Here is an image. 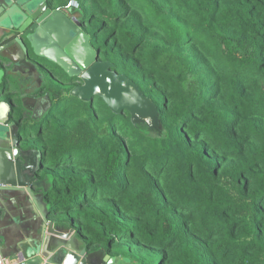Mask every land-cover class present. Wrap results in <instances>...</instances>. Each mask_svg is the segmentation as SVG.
<instances>
[{
	"label": "trees",
	"instance_id": "trees-1",
	"mask_svg": "<svg viewBox=\"0 0 264 264\" xmlns=\"http://www.w3.org/2000/svg\"><path fill=\"white\" fill-rule=\"evenodd\" d=\"M74 1L70 18L153 101L161 135L71 97L52 67V110L28 144L53 219L128 264H264V0Z\"/></svg>",
	"mask_w": 264,
	"mask_h": 264
},
{
	"label": "water",
	"instance_id": "water-1",
	"mask_svg": "<svg viewBox=\"0 0 264 264\" xmlns=\"http://www.w3.org/2000/svg\"><path fill=\"white\" fill-rule=\"evenodd\" d=\"M46 62L70 83L80 80L71 97H98L114 114L127 111L133 124L161 135L153 101L98 60L90 37L55 9V0H14L0 16V257L18 259L10 264H128L102 247L88 252L73 223L53 219L45 201L42 153L28 143L32 126L52 110L46 74L54 78Z\"/></svg>",
	"mask_w": 264,
	"mask_h": 264
},
{
	"label": "rangeland",
	"instance_id": "rangeland-1",
	"mask_svg": "<svg viewBox=\"0 0 264 264\" xmlns=\"http://www.w3.org/2000/svg\"><path fill=\"white\" fill-rule=\"evenodd\" d=\"M87 11H88V7H87V9L83 10L82 12H80V13H82V14H81V19H83V17L85 16V14H86ZM46 64L50 66V69H52V67H53L54 71H57V73L60 74V79L62 78V80H64V81H68V82H69L68 77H66L65 75H63V73H62L61 71H59L57 68H55V65H52L51 63H47V62H46ZM46 77H48L47 74H46ZM75 80H76V79H75ZM47 81H48V80H47ZM50 82H51L52 84H54L55 86H59L56 80H54V81H53V80H50ZM69 83H70V82H69ZM78 83H80L79 80H76V82H74V84H76V85H77ZM69 95H70V91H69ZM38 129H39V126H38V125H33V126H32V129H31V134H32L33 136H35L36 133H37V130H38Z\"/></svg>",
	"mask_w": 264,
	"mask_h": 264
},
{
	"label": "crops",
	"instance_id": "crops-1",
	"mask_svg": "<svg viewBox=\"0 0 264 264\" xmlns=\"http://www.w3.org/2000/svg\"><path fill=\"white\" fill-rule=\"evenodd\" d=\"M14 0H0V16L3 14V12L13 3ZM61 4H62V0H55V9H60V10H63L67 16L70 18L69 14H68V10L66 9H62L61 8ZM70 12V11H69ZM55 74H57V71H55ZM44 77H45V74H44ZM46 80V79H45ZM54 81V80H53ZM38 179H43L38 171ZM6 227H9V225H5ZM15 257V256H13ZM118 257V256H116ZM15 259V258H13Z\"/></svg>",
	"mask_w": 264,
	"mask_h": 264
},
{
	"label": "built area",
	"instance_id": "built-area-1",
	"mask_svg": "<svg viewBox=\"0 0 264 264\" xmlns=\"http://www.w3.org/2000/svg\"><path fill=\"white\" fill-rule=\"evenodd\" d=\"M78 7V4H77V2L76 1H74V0H70V1H68V3L66 4V6H65V8L66 9H71V8H77ZM16 259V258H15ZM15 259H3V258H1L0 257V264H10V263H15V262H17L18 261V259H17V261H15Z\"/></svg>",
	"mask_w": 264,
	"mask_h": 264
}]
</instances>
